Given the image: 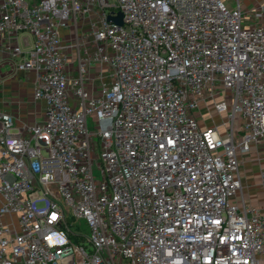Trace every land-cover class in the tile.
<instances>
[{
    "label": "built area",
    "instance_id": "built-area-1",
    "mask_svg": "<svg viewBox=\"0 0 264 264\" xmlns=\"http://www.w3.org/2000/svg\"><path fill=\"white\" fill-rule=\"evenodd\" d=\"M252 16L223 0H0V46L46 104L25 131L0 111V264H264L240 170L264 144V5ZM92 62L112 72L94 94ZM201 105L226 130L203 127Z\"/></svg>",
    "mask_w": 264,
    "mask_h": 264
},
{
    "label": "crops",
    "instance_id": "crops-1",
    "mask_svg": "<svg viewBox=\"0 0 264 264\" xmlns=\"http://www.w3.org/2000/svg\"><path fill=\"white\" fill-rule=\"evenodd\" d=\"M262 6V5H260ZM259 6V7H260ZM63 46L68 54L67 71L70 77L80 74L78 71L79 53L77 39L72 36L69 28L62 30ZM81 40V38H80ZM108 67L92 62L84 74L86 88L91 93H98L104 83L110 82V77L103 71ZM110 70V69H109ZM36 74L32 70H18L13 60L0 46V111L9 112L14 118V130H23L45 119V101L36 99L33 95ZM210 117H203L199 112V120L203 127L217 125L222 131L225 115L211 117L216 112L208 108ZM241 173L244 196L254 205L264 208V186L261 184L259 172L264 167V144H260L241 157Z\"/></svg>",
    "mask_w": 264,
    "mask_h": 264
},
{
    "label": "rangeland",
    "instance_id": "rangeland-1",
    "mask_svg": "<svg viewBox=\"0 0 264 264\" xmlns=\"http://www.w3.org/2000/svg\"><path fill=\"white\" fill-rule=\"evenodd\" d=\"M230 7H236L237 3L240 2L242 6V17L244 20V25L251 26L256 23L258 20L254 19L252 13L255 10L259 9L260 5H264V0H223ZM111 71L109 69H105L103 71L104 76H107V80L111 75ZM198 112L203 114V117H210L208 108L206 106L201 105L198 109ZM211 117H221L218 113L214 114ZM70 224L73 230L81 232L86 235L91 234L90 226L85 218H75L70 220Z\"/></svg>",
    "mask_w": 264,
    "mask_h": 264
},
{
    "label": "water",
    "instance_id": "water-1",
    "mask_svg": "<svg viewBox=\"0 0 264 264\" xmlns=\"http://www.w3.org/2000/svg\"><path fill=\"white\" fill-rule=\"evenodd\" d=\"M123 17H124L123 13L119 12L118 15H114V16L113 15H109L108 19L114 21L115 23H118V24L122 25L123 22H124Z\"/></svg>",
    "mask_w": 264,
    "mask_h": 264
}]
</instances>
